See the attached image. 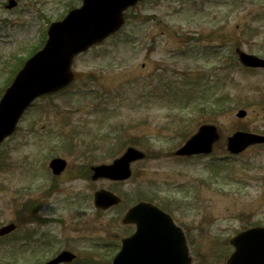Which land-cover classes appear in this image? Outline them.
Returning <instances> with one entry per match:
<instances>
[{"label": "rangeland", "instance_id": "obj_1", "mask_svg": "<svg viewBox=\"0 0 264 264\" xmlns=\"http://www.w3.org/2000/svg\"><path fill=\"white\" fill-rule=\"evenodd\" d=\"M8 1L0 0V96L49 23L81 4L17 0L9 9ZM126 15L117 33L75 58L72 84L37 99L0 148V227L17 225L0 238L3 264H38L64 249L78 255L72 264H108L134 230L121 222L126 209L145 199L183 227L192 264H226L229 239L264 226V145L226 148L237 130L264 134V68L243 66L235 52L264 57V0H142ZM203 123L218 128L213 152L175 156ZM128 146L147 152L131 179L88 176ZM54 156L68 162L60 176L49 167ZM99 188L122 204L95 208ZM31 200L34 216L20 217Z\"/></svg>", "mask_w": 264, "mask_h": 264}, {"label": "water", "instance_id": "obj_2", "mask_svg": "<svg viewBox=\"0 0 264 264\" xmlns=\"http://www.w3.org/2000/svg\"><path fill=\"white\" fill-rule=\"evenodd\" d=\"M138 1L83 0V5L71 10L63 20L51 23L46 45L26 61L0 101V144L13 133L23 112L36 97L55 92L73 80V57L118 30L124 23V10ZM15 5L16 1L10 0L8 7ZM237 52L246 66L264 67L263 58L240 49ZM245 115V110L238 112L240 117ZM218 139L214 125H202L177 154L210 153ZM263 142V135L239 131L229 137L228 148L238 153L249 145ZM144 157L143 152L129 147L112 164L93 167V177L125 180L131 176V162ZM50 166L59 174L66 161L56 158ZM120 201V197L105 189L95 193V204L99 208L107 209ZM124 222H135L137 230L123 240V247L113 264H190L183 232L157 206L140 202L128 211ZM14 229L15 224L6 225L0 229V235ZM231 243L236 250L228 264H264V227L241 232L231 239ZM75 257V254L64 251L45 264L72 261Z\"/></svg>", "mask_w": 264, "mask_h": 264}, {"label": "flooded vegetation", "instance_id": "obj_3", "mask_svg": "<svg viewBox=\"0 0 264 264\" xmlns=\"http://www.w3.org/2000/svg\"><path fill=\"white\" fill-rule=\"evenodd\" d=\"M83 170V169H82ZM80 172L76 171L74 175H78ZM62 174V173H61ZM80 175V174H79ZM60 176V175H59ZM81 176V175H80ZM133 225V224H132ZM134 226V225H133ZM131 234V233H130ZM129 235V234H128Z\"/></svg>", "mask_w": 264, "mask_h": 264}]
</instances>
